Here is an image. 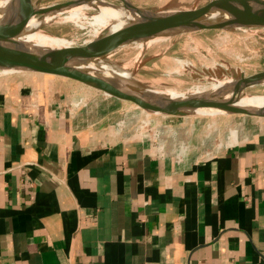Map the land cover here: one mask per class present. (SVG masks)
<instances>
[{
  "label": "crops",
  "instance_id": "crops-1",
  "mask_svg": "<svg viewBox=\"0 0 264 264\" xmlns=\"http://www.w3.org/2000/svg\"><path fill=\"white\" fill-rule=\"evenodd\" d=\"M132 108L64 78L0 76V264H264V121L178 160L115 133Z\"/></svg>",
  "mask_w": 264,
  "mask_h": 264
},
{
  "label": "rangeland",
  "instance_id": "rangeland-1",
  "mask_svg": "<svg viewBox=\"0 0 264 264\" xmlns=\"http://www.w3.org/2000/svg\"><path fill=\"white\" fill-rule=\"evenodd\" d=\"M70 1L74 0H42L40 7ZM103 1L114 6H122L121 2L116 0ZM128 1L136 8H143L142 11L188 8L194 4L205 5L211 2V0ZM43 16L45 14L38 15ZM65 16L67 14H64ZM41 30L65 42H76L80 48L87 47L83 46V42L88 39V31L78 28L69 20L43 26ZM106 61L116 67V70L127 72L131 79L149 87L181 92L193 88L202 90L229 82L233 78L230 74H223L220 79H216L213 75L205 74L204 70H211L214 74L218 67L222 70L239 69L244 75L240 76L242 79H249L253 74L264 72V32L211 30L181 33L143 49L139 48L137 43L125 45L110 55ZM179 62L188 63L191 67L186 71H180ZM49 76L63 78L54 74ZM251 85L258 86L245 91L247 95L264 96V83L260 78ZM82 105L85 107L88 103L83 102L79 106ZM132 109L134 116H127L128 112H123L118 118H113L115 133L125 135L127 139L139 137L142 140L155 141L178 160L189 153L194 154L196 158L211 156L238 139L252 135L254 128L264 121V111L260 114L250 112L230 114L229 117H226L227 115L174 117L151 115ZM246 115L257 118L248 119ZM171 143L172 149L168 147ZM163 147L160 149L163 150Z\"/></svg>",
  "mask_w": 264,
  "mask_h": 264
},
{
  "label": "water",
  "instance_id": "water-1",
  "mask_svg": "<svg viewBox=\"0 0 264 264\" xmlns=\"http://www.w3.org/2000/svg\"><path fill=\"white\" fill-rule=\"evenodd\" d=\"M30 2L32 0H29ZM42 0H34L33 4L27 9L17 12L8 19L0 22V36H7L12 31V27L28 23L31 17L55 12L67 7H75L86 4L90 1L103 0H74L62 4H56L51 8H41ZM122 6L131 9L134 7L128 0H117ZM255 2L259 0H237L236 2ZM262 1V0H261ZM211 3L205 5L194 4L188 8L169 9L159 8L154 10H143L141 16L125 30L119 34L100 36L94 43L84 48H77L68 52H61L59 49H48L32 43H18L13 46L0 44V72L12 71L13 73H37L51 75L58 73L64 79H68L83 85L104 95L107 98L121 103L129 104L146 114L184 117L191 111L200 106L199 103H180L170 101L161 96L154 95L146 85L133 79L125 80L122 85L105 83L102 79L95 77L88 71V66L105 61L110 55L121 49L123 46L136 43L137 40L149 35L160 25L167 21L184 16H193L206 20L210 25L199 29L191 28L183 33L196 31L219 30L225 32L232 31H256L264 32V7L254 13L230 17L214 9ZM27 10L30 12H27ZM142 10V9H141ZM182 33V32H181ZM214 74L211 70H204L205 74L213 75L220 79L223 74H230L232 77H244L239 69L222 70L218 67ZM251 79L264 78V72H259L249 76ZM258 85L243 86L234 90L231 95L234 97L244 93L248 89ZM236 114H241L236 112ZM248 118H257L246 115Z\"/></svg>",
  "mask_w": 264,
  "mask_h": 264
},
{
  "label": "bare ground",
  "instance_id": "bare-ground-1",
  "mask_svg": "<svg viewBox=\"0 0 264 264\" xmlns=\"http://www.w3.org/2000/svg\"><path fill=\"white\" fill-rule=\"evenodd\" d=\"M33 1L34 0L31 2L29 0L0 1V22L23 10V8L28 9L34 3ZM236 1L237 0H211L210 5L219 12L233 18L247 13H254L264 7V0L242 3ZM53 6L41 8L45 9ZM178 8L180 9V7ZM27 12H30V10H27ZM141 12V9H131L127 6L118 7L107 4L104 1H90L83 5L67 7L55 12L46 13L43 17H38V15L31 17L28 23L12 27L13 29L9 32V35L0 36V44L11 47L18 43H32L48 49H59L61 52H68L80 48L79 45L76 42H65L64 40L51 37L43 32L41 27L53 23H63L64 21L69 20L78 28H83V30L86 29L88 31V39L83 42V46H90L94 43L95 39L100 36L121 33L141 16ZM64 14H67V16L64 17ZM209 25L210 24L206 22V20L204 21L193 16L177 17L160 25L149 35L137 40L136 43L139 48L143 49V47L162 42L174 35L181 34V32L188 31L191 28L199 29ZM189 67L191 66L188 63L179 62L180 71H186ZM115 68L116 67L111 66V64L105 60L98 64L88 66V71L95 77L102 79L105 83H110L112 81L114 85H122L126 82L125 80L131 78L127 72L116 70L117 68ZM227 70H229V68ZM12 73V71H1L0 76ZM54 75L62 77L58 73H55ZM233 78L229 82H224L218 86H209V88L202 90L199 88H193L181 92L173 89L163 90L151 86L146 87L154 95L161 96L170 101L178 103L185 101L188 104L199 103L200 106L188 113V117L200 115H227L226 117H229L230 114H236V112L241 114L245 112L260 114V112H263L264 96L247 95L245 92L240 93L235 97L230 94L236 89L257 82L258 79H242L241 77ZM260 79L264 83V78Z\"/></svg>",
  "mask_w": 264,
  "mask_h": 264
}]
</instances>
